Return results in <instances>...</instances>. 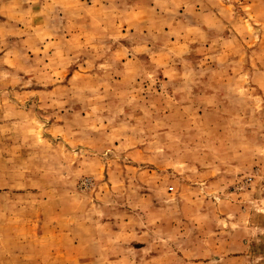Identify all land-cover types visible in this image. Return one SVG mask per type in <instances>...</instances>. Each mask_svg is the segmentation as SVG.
<instances>
[{
	"label": "rangeland",
	"instance_id": "rangeland-1",
	"mask_svg": "<svg viewBox=\"0 0 264 264\" xmlns=\"http://www.w3.org/2000/svg\"><path fill=\"white\" fill-rule=\"evenodd\" d=\"M0 264H264V0H0Z\"/></svg>",
	"mask_w": 264,
	"mask_h": 264
}]
</instances>
